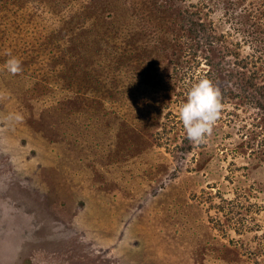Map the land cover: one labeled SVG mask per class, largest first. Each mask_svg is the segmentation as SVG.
<instances>
[{"label": "rangeland", "instance_id": "obj_1", "mask_svg": "<svg viewBox=\"0 0 264 264\" xmlns=\"http://www.w3.org/2000/svg\"><path fill=\"white\" fill-rule=\"evenodd\" d=\"M160 2L0 0V264H264L259 107L202 143L178 116L203 68L232 85L231 53L257 54L264 27L261 44L222 22L208 65Z\"/></svg>", "mask_w": 264, "mask_h": 264}, {"label": "trees", "instance_id": "obj_2", "mask_svg": "<svg viewBox=\"0 0 264 264\" xmlns=\"http://www.w3.org/2000/svg\"><path fill=\"white\" fill-rule=\"evenodd\" d=\"M160 1L166 10L173 9L178 12L177 17L181 20L180 23H182L183 37H186L191 42V50H194L196 54L194 58L202 60L205 56L208 59L206 61L208 65L210 64L208 63L210 62L209 59L212 58L217 46L230 48V34L227 35L219 27L222 22L234 21L236 26L239 27L238 31L240 32L241 39L246 38L247 40L249 39L262 44V40H259L260 33L258 29L264 27V0L251 1L249 4H245L246 8H242L244 5L239 7L240 3L231 4L228 10V12H231V18L219 17V12H217L218 8L214 4L220 0H181L182 2H186L185 7L180 4V0ZM240 1L242 2L243 0H236V2ZM160 3H157L155 7ZM238 7L242 15L241 18L238 17ZM243 19H245L246 23ZM99 21H101V15ZM174 23L175 21H170V25ZM251 23L256 28L254 31L251 30V26L249 27ZM247 25L249 31L247 30ZM90 34L102 37L98 34V30H94ZM263 52L264 46L257 50V54L251 56H248L247 53L245 55L239 54L238 52L231 53L232 58H234V67L232 72L229 71L231 74L229 81L232 82V85H228V87H219V81L223 79V75L213 67L210 69L203 68L201 70L193 84L197 83L200 79L207 78L219 89L223 105V112L221 111L220 113L219 121L224 120L236 124L238 122H244L239 114H233L226 110L232 106H242L243 109H246L248 103H252V107L254 108L256 106L259 107V111L255 113L257 114L256 117L264 121V81H261V76H263L264 71L262 70L263 64L259 63L264 62ZM258 54L260 55L259 59L256 57ZM233 73L239 74L238 80L234 81L235 76ZM89 78L92 84L90 92H95L93 82L101 84L102 80L96 74H91ZM256 128L254 132L258 136L262 135V144L264 145V126L262 127L257 124ZM261 156L264 158V153Z\"/></svg>", "mask_w": 264, "mask_h": 264}, {"label": "clouds", "instance_id": "obj_3", "mask_svg": "<svg viewBox=\"0 0 264 264\" xmlns=\"http://www.w3.org/2000/svg\"><path fill=\"white\" fill-rule=\"evenodd\" d=\"M7 70L15 75L21 71V62L12 57L6 61ZM223 108L221 93L207 78L200 79L188 91L186 102L178 108L189 141L202 143L211 134Z\"/></svg>", "mask_w": 264, "mask_h": 264}, {"label": "bare ground", "instance_id": "obj_4", "mask_svg": "<svg viewBox=\"0 0 264 264\" xmlns=\"http://www.w3.org/2000/svg\"><path fill=\"white\" fill-rule=\"evenodd\" d=\"M228 12V11H227ZM9 110V109H8ZM28 123V122H27ZM34 141V140H33ZM22 147V146H21ZM27 154V153H26ZM25 154V155H26ZM3 156V155H2ZM2 201V200H1ZM5 207V206H4ZM13 224V223H12ZM28 227V226H27ZM12 229V228H11ZM27 229V228H26ZM30 229V228H29ZM9 231V230H8ZM49 232V231H48ZM11 233V232H10ZM13 233V232H12ZM38 250V249H37ZM20 252V251H19ZM33 255V254H32ZM34 256V255H33Z\"/></svg>", "mask_w": 264, "mask_h": 264}]
</instances>
